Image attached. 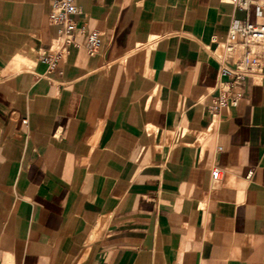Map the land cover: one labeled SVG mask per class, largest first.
<instances>
[{"label":"crops","instance_id":"obj_1","mask_svg":"<svg viewBox=\"0 0 264 264\" xmlns=\"http://www.w3.org/2000/svg\"><path fill=\"white\" fill-rule=\"evenodd\" d=\"M249 1L74 0L48 70L51 0H0V264H264V46L212 116L215 40L264 24Z\"/></svg>","mask_w":264,"mask_h":264},{"label":"built area","instance_id":"obj_2","mask_svg":"<svg viewBox=\"0 0 264 264\" xmlns=\"http://www.w3.org/2000/svg\"><path fill=\"white\" fill-rule=\"evenodd\" d=\"M238 9H246L251 2L249 0H230ZM257 9L264 6V0L254 2ZM79 10L74 0H51L48 19L57 27V34L46 49H38L37 59L45 64L48 70L56 67L61 56L66 52L72 42L75 22L70 18L71 14ZM101 44L100 34L92 31L87 35L85 46L89 54L98 51ZM264 46V24L249 21H234L228 27L225 38L222 41L215 40V48L212 50L217 63V73L221 78L217 81L216 96L212 106V116L219 113L222 108L236 106L240 100V88L244 80L251 75H257L261 71V60L257 47ZM240 50V56L228 58ZM26 123V119L22 120ZM222 171L217 167L211 169V177L214 181L221 178Z\"/></svg>","mask_w":264,"mask_h":264},{"label":"bare ground","instance_id":"obj_3","mask_svg":"<svg viewBox=\"0 0 264 264\" xmlns=\"http://www.w3.org/2000/svg\"><path fill=\"white\" fill-rule=\"evenodd\" d=\"M20 63V62H19Z\"/></svg>","mask_w":264,"mask_h":264}]
</instances>
